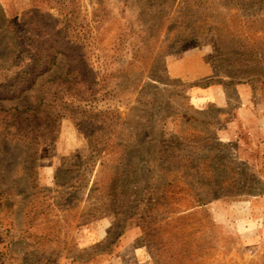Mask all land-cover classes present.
Returning <instances> with one entry per match:
<instances>
[{"label": "rangeland", "instance_id": "obj_1", "mask_svg": "<svg viewBox=\"0 0 264 264\" xmlns=\"http://www.w3.org/2000/svg\"><path fill=\"white\" fill-rule=\"evenodd\" d=\"M21 41L66 52L0 106L70 109L0 120V264H264V0H0Z\"/></svg>", "mask_w": 264, "mask_h": 264}, {"label": "trees", "instance_id": "obj_2", "mask_svg": "<svg viewBox=\"0 0 264 264\" xmlns=\"http://www.w3.org/2000/svg\"><path fill=\"white\" fill-rule=\"evenodd\" d=\"M65 52L66 50L62 48L24 45L21 41L12 54L17 53L18 57L25 55L28 61L24 62L20 58L12 65L11 74L4 73V79L0 81V101L19 98L24 92L30 90L40 77L54 67L58 56L64 55ZM85 66V70L92 74V68H89L87 64ZM77 71L78 69L74 66L68 67V72ZM64 82L66 83L67 80L64 79L60 83L54 78L43 82L40 86V99L35 106L28 105L23 108L0 106V120L7 123L8 134H11L12 139L35 143L36 140L44 141L55 136L60 113L70 109V105L66 103L62 105L61 101L53 95L55 93L51 94L50 90L60 88Z\"/></svg>", "mask_w": 264, "mask_h": 264}]
</instances>
